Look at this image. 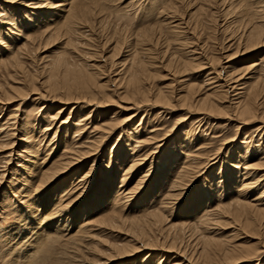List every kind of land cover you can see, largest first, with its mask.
<instances>
[{
    "label": "rangeland",
    "instance_id": "374dc122",
    "mask_svg": "<svg viewBox=\"0 0 264 264\" xmlns=\"http://www.w3.org/2000/svg\"><path fill=\"white\" fill-rule=\"evenodd\" d=\"M191 1L176 0L179 11H175L173 14L177 16L170 20L167 17L171 16V13L163 9L169 6L170 1H167V4L166 0H96L95 3L99 4L103 11L96 17L95 27L85 23L81 26L76 24L69 34H66L69 29L66 24L67 13L63 19H58V22L61 20L58 23L54 20L56 15L51 14L52 11H57L56 9L47 6L36 8L41 5V0H9L2 4L0 95L2 96V87L23 85V90L28 92L26 84L20 83L23 73L20 72V75L16 68V59L22 63L26 73H33L32 76L36 77L38 86L46 96L35 92L27 96L22 95L20 99L8 105L0 103L2 121L9 115L11 121H15L18 127L22 128L17 140L15 138L14 149L18 153L13 156L7 167H4L7 168L6 174L0 182V264H101V260L105 259L103 256L111 251L114 245L131 242V225L153 219L151 214L159 208L164 211L162 225L173 230V234L176 233L182 242L179 252L186 250V257H191L195 252V259L191 262L205 264V255L212 254L210 258H213L216 244L220 245L221 242L224 248L238 245L241 253L249 254L247 261L238 264H264V215L260 216L261 224L258 222L249 225L244 216L239 217L234 212L238 206L234 200L241 198L259 203L261 213L264 214V175L253 188L243 191L241 187L243 180L247 178L242 175L245 169L255 170L259 175L264 174V117L260 114L264 111V42L257 44L258 47H249L246 39H239L243 31L252 25L249 13L257 10L256 6L264 5V2L258 5L259 0H213L211 3L206 2L204 6L205 0ZM78 6L81 7V4ZM201 6L205 8L202 9ZM173 20L177 21L170 23ZM47 23L50 25L45 26ZM178 23L180 25L176 26ZM147 29L153 30L149 35L153 39L145 36L142 42L140 31ZM85 41L89 44L84 43ZM146 47L147 50L142 52ZM136 48L142 49L140 52L143 55L140 52L136 54ZM97 51L95 56H90ZM177 57L184 58V61ZM134 62H137V66L138 63L144 62L149 67L145 66L147 81L140 79L137 83L142 88L141 93H135L134 85L126 86L127 81L121 84V79L127 80L131 71L133 73L137 68ZM79 63L86 68L87 63H91L92 66L89 67L92 69L98 65L96 70L100 73V88L97 89L98 93L95 90L94 94L98 101L106 99L108 103L99 108L98 112L90 113L92 107L90 108L89 104L86 106L85 101L80 102L82 107L80 106L79 110L84 112V117L89 113L90 118L87 116L85 121H80L81 123L73 125L74 128L71 129L62 125L58 129L59 122L48 136L45 134L47 131H44L45 126L52 122L54 112L62 107V103L59 100L54 101L52 95L68 91L75 94L74 90L78 92L80 88L75 89L79 87L76 84V72L70 71V68L76 70L75 66L79 68ZM65 64L70 65V68L67 69ZM100 64H103V68ZM129 65L133 68L130 66V69ZM217 71L228 84L220 91L214 87L216 79L213 77L217 75ZM231 72L240 75L241 81L238 79V82L232 84L230 79L227 80ZM241 82L243 85L240 86L244 87L248 83L243 90L247 93L242 94L239 99H234L235 89L233 91L230 88ZM248 87L251 91L246 89ZM224 89L228 90V94L222 92ZM155 90L170 93L168 104L148 101L154 97ZM209 94L218 102L217 105H220L212 112L199 109L196 104L192 107L183 104L185 99L196 103L198 99ZM244 98L245 101H255V115H242L236 110L234 102L244 101ZM67 115L68 111L64 116ZM54 131L58 132L56 137ZM105 131L108 132L104 133ZM5 135L6 130L0 129V142H4L0 147L14 141L12 137L6 139ZM151 137L156 139L150 142ZM161 138L163 143H159L161 145L156 149ZM97 139H102L103 142L97 143L99 151L95 152L96 147L93 148L94 151L89 145L97 142ZM189 142L193 144V148H190L192 151L202 146L199 151L206 155L198 160L202 164L197 172H194L196 176L189 175L186 179L188 184L180 185L179 189L173 188L177 187L175 180H180L179 171L186 158V145L190 144ZM84 146L92 149L91 153L94 154L89 153L90 156L79 158L80 161L72 159V156L76 155L74 150L83 149V152ZM2 147L0 170L6 165L9 153V147ZM206 156H210V160ZM133 157L143 161L131 171L128 167L134 162ZM70 158L77 163L69 170H64ZM230 163L236 165L230 166ZM92 167L95 169L93 180L87 184V180H84L81 185L82 175ZM151 167L152 172L149 170ZM141 174L146 176L142 184L138 185ZM105 178L108 183L102 181ZM254 180L252 176L248 177V181ZM135 188L139 189L136 191ZM115 190H119L117 198L111 199ZM130 190L135 191L134 196L130 195ZM172 190L175 193L180 191V195H169L175 194ZM101 191L106 192V196H102ZM255 198L257 200H254ZM221 201L230 205L225 210L218 211L217 206ZM53 205L57 206L52 208ZM61 209L68 212L66 216L74 217L68 228L65 226L67 221L60 217ZM80 224L81 228H86L89 233L81 236L82 240L76 244L73 236L74 233H79L77 229ZM15 229H20L17 237L16 233H12L17 232ZM154 252L153 258L149 256ZM163 252L171 257L177 255L165 249L162 251L146 248L127 259L108 260L107 264H156L158 255ZM201 253L205 258L197 260L196 256ZM169 261L170 259H167L162 264ZM214 261L215 264L221 263Z\"/></svg>",
    "mask_w": 264,
    "mask_h": 264
},
{
    "label": "bare ground",
    "instance_id": "6f19581e",
    "mask_svg": "<svg viewBox=\"0 0 264 264\" xmlns=\"http://www.w3.org/2000/svg\"><path fill=\"white\" fill-rule=\"evenodd\" d=\"M0 1H2L1 3H0V7L2 6V4H4L5 3V1H8L9 2V0H0ZM12 1H14V0H12ZM96 1V0H95ZM95 1L94 0H41V2L39 3V4H41L40 6H36V8H38V7H41V6H47V7H51V8H53V9H56L57 11H52V13L51 14H54V15H56V17H55V19L54 20H56L57 22H58V19L59 18H64L65 17V15H66V13H67V16H66V18H68V21H67V25L69 26V29L66 31V34H69V31H71L72 30V27H75L76 26V24H80L79 26H81V24L83 25L84 23L85 24H90V26L91 27H95V19H96V17H98L99 16V14L101 13V11H103L100 7L101 6H99V4H96L95 3ZM165 1V0H164ZM167 1H170L169 3V6L165 9V8H163L164 9V11H169L170 13H171V16L169 15L167 18L168 19H170V20H172V18L174 19L177 15L175 14H173L175 11H179L178 10V4H177V2H175V1H173V0H166V2ZM178 1V0H177ZM193 1V0H192ZM191 1V2H192ZM196 1V0H195ZM195 1H193V2H195ZM213 0H205V3L202 1V3H204L203 5L205 6L207 3L206 2H209V3H211ZM220 1V0H219ZM223 2H224V0H222ZM253 1H255V0H253ZM16 2V1H15ZM90 2V3H89ZM97 2H98V0H97ZM181 2V1H180ZM214 2H215V0H214ZM261 2H264V0H259L257 3H258V5H259V3H261ZM201 3V2H200ZM81 4V7L80 6H78V5H80ZM96 4V5H95ZM167 4H168V2H167ZM180 4V3H179ZM194 4V3H193ZM213 4V3H212ZM216 4H217V1H216ZM215 4V5H216ZM255 4V3H254ZM95 5V6H94ZM181 5H182V3H181ZM192 5V4H191ZM202 5V4H201ZM255 5H257V4H255ZM77 6V7H76ZM204 6H201V8L202 9H204L205 7ZM81 8L80 10L79 9H77V8ZM204 7V8H203ZM257 8V10H254L253 11V13H249V14H251V17H249L250 18V22H251V26L246 30V31H243V34L240 36V38L239 39H241V38H243V39H246L247 40V44L249 45V47L250 46H254V45H256L257 46V44H259L260 42H264V5H262L261 4V6H256ZM180 8H181V6H180ZM255 8V7H254ZM200 9V8H199ZM105 10V9H104ZM172 10V11H171ZM203 11V10H202ZM180 12H181V10H180ZM201 13V12H200ZM26 14V13H25ZM169 14V13H168ZM173 14V15H172ZM197 14V13H196ZM167 15V14H166ZM247 15V14H246ZM27 16V15H26ZM199 16V15H198ZM248 17V16H247ZM246 17V18H247ZM209 18V17H208ZM227 18V17H226ZM246 18H244V19H246ZM180 19V18H179ZM196 19V18H195ZM200 19V18H199ZM61 21V20H60ZM59 21V22H60ZM98 21V20H97ZM163 21H165V20H163ZM168 21V20H167ZM175 21H177V20H173V21H170V23L171 22H175ZM185 21V20H184ZM201 21V20H200ZM248 21H249V19H248ZM58 22V23H59ZM104 22V21H103ZM187 22V21H186ZM207 22V21H206ZM54 23V22H53ZM53 23H51V24H53ZM161 23V22H160ZM180 23H183V22H180ZM180 23H178V24H176V26L177 25H180ZM199 23V22H198ZM209 23V22H208ZM246 23H248V22H246ZM7 24V23H6ZM17 25V24H16ZM48 25H50V23H47V25H45V26H48ZM64 25H65V23H64ZM197 25H199V24H197ZM200 25H201V23H200ZM208 25V24H207ZM57 26H58V24H57ZM56 26V27H57ZM175 26V27H176ZM85 27V26H84ZM89 27V26H88ZM55 28V27H54ZM62 28H63V26H62ZM67 28V27H66ZM155 28V27H154ZM159 28V27H158ZM157 28V29H158ZM168 28V27H167ZM178 28V27H177ZM184 28V27H183ZM193 29H194V27H192ZM17 29H19V28H17ZM92 29V28H91ZM157 29H156V31H157ZM160 29H162V27H160ZM159 29V30H160ZM181 29V28H180ZM192 29V30H193ZM196 29V28H195ZM75 30H77L76 28H75ZM163 30V29H162ZM189 30V29H188ZM8 31H10V30H8ZM22 31V30H21ZM65 31V30H64ZM73 31V30H72ZM152 29H147V30H144V31H140L141 33L139 34V36H140V41H142V42H144V40H142V39H144V37L145 36H147V37H145V38H148L149 37V35L152 33ZM12 32H14V30L12 31ZM75 32V31H74ZM164 32H166V31H164ZM193 32V31H192ZM191 32V33H192ZM81 33V32H80ZM115 33V32H114ZM117 33V32H116ZM155 33V32H154ZM163 33V32H162ZM22 34H23V31H22ZM66 34H65V37H66ZM156 34V33H155ZM159 34H160V32H159ZM158 34V35H159ZM167 34V33H166ZM194 34V33H193ZM21 35V34H20ZM74 35V34H73ZM83 35V34H82ZM113 35H115V34H113ZM138 35V34H137ZM85 36V35H84ZM200 36V35H199ZM1 37V36H0ZM81 37V36H80ZM89 37V36H88ZM111 37V36H110ZM201 37V36H200ZM75 38V37H74ZM82 39H83V37H81ZM137 38H138V36H137ZM152 39H153V37H151ZM150 37H149V39H151ZM156 38V37H155ZM86 39V38H85ZM88 39H90V38H88ZM93 39H95V38H93ZM110 39V38H109ZM157 39V38H156ZM155 39V40H156ZM173 39V38H172ZM79 40V39H78ZM96 40V39H95ZM234 40V39H233ZM77 41V40H76ZM82 41V40H81ZM120 41V40H119ZM139 41V42H140ZM149 41V40H148ZM158 41V40H157ZM240 41H242V40H240ZM145 42H146V40H145ZM154 42V41H153ZM236 42V41H235ZM72 43V42H71ZM82 43H83V41H82ZM84 43H86L87 45L89 44V43H87L86 41L84 42ZM93 43V42H92ZM136 43H137V40H136ZM204 43V42H203ZM105 45V44H104ZM117 45V44H116ZM260 45V44H259ZM90 46V45H89ZM118 46V45H117ZM146 46V45H145ZM150 46V45H149ZM255 46V47H256ZM91 47V46H90ZM136 47V46H135ZM200 47V46H199ZM251 47V48H252ZM258 47V46H257ZM103 48V47H102ZM138 49H140V47H137ZM136 48V49H137ZM145 48V47H144ZM197 48V47H196ZM251 48H249V49H251ZM137 49V50H138ZM136 50V51H137ZM142 50V49H141ZM141 50H138V52H136V54L137 53H139ZM144 50H147V47H146V49H143L142 50V52L144 51ZM178 50V49H177ZM148 51H149V49H148ZM196 51V50H195ZM98 53V51L97 52H93V53H89L90 54V56H95L96 54ZM117 53V52H116ZM141 53V52H140ZM200 53V52H199ZM17 54V53H16ZM135 54V55H136ZM142 54V53H141ZM146 54H148V53H146ZM179 54V53H178ZM201 54V53H200ZM18 55V54H17ZM139 55V54H138ZM143 55V54H142ZM177 55V54H176ZM199 55V54H198ZM144 56H145V54H144ZM172 56V55H171ZM16 57V56H15ZM18 57V56H17ZM133 57H135V56H133ZM182 57H184V56H182ZM195 57V56H194ZM198 57H200V56H198ZM136 58V57H135ZM135 58H133V59H135ZM179 57H177V59H178ZM19 59V58H18ZM144 59V58H143ZM171 59V58H170ZM182 59V58H181ZM180 58H179V60H181ZM184 59V58H183ZM182 59V60H183ZM219 59V58H218ZM138 59H135V61H137ZM141 61H142V59H140ZM145 60V59H144ZM143 60V61H144ZM186 60V59H185ZM194 60V59H193ZM199 60V59H198ZM213 61H214V59H212ZM220 60V59H219ZM14 61V60H13ZM104 61V60H103ZM139 61V60H138ZM137 61V62H138ZM173 61V60H172ZM184 61V60H183ZM218 61V60H217ZM105 62V61H104ZM137 62L134 64V65H136L137 66ZM187 62V61H186ZM146 63H147V61H146ZM145 63V64H146ZM150 62L148 61V64H149ZM152 63V62H151ZM172 63V62H171ZM182 63V62H181ZM22 64V63H21ZM21 64L18 62V60H16L15 59V66H16V68L19 70V73L21 72V73H23V79H21L22 81H20V83L21 84H26L25 85V88H27L28 89V92L27 91H24L23 89H24V86L22 85L21 87H16V86H12V87H2L3 89H2V96L0 95V103H4L5 105L7 104H10V103H13V101H17L18 100V98L20 97V96H22V95H25L26 94V96H27V94H34L35 92L36 93H39L40 95H44V94H46V93H44V91L41 89V87L40 86H38V81L36 80V77L35 76H32L33 75V73L30 75V74H28V73H26L27 71H24V68H23V66H21ZM91 64V63H90ZM90 64H88L87 63V68H86V66H84V65H82V64H80L79 63V68H77V66H75V68H76V70H71V68H70V65H67V64H65L68 68L67 69H69L70 68V71H74V72H76V84L77 85H79V87L78 88H76L75 87V89H79L78 90V92H76V90H74L75 91V94L71 91V92H69L68 90V92H63V94H56V95H52V97H53V100L55 101H57V100H59V102H61L62 103V107L56 112H54L55 113V115H53L51 118H52V122H49L48 124H46V126H45V130L44 131H47V132H45V134H48V136L52 133V131L51 130H53V128H54V126L57 124V123H59L60 122V125H59V127H58V129L61 127V125L62 126H67V128L68 129H71V128H74V126L73 125H75V124H78V123H81L83 120L85 121L86 120V117L89 115V113H88V115L86 116V117H84V112L83 111H80L79 109V107L82 105H80L79 103L80 102H86L87 103V105H86V103H85V105L86 106H88V104H89V107L91 108L92 107V110H91V112L90 113H92L93 111H95V112H98V110H99V108H102V107H104L107 103H108V101L106 100V99H103L104 101H102L101 99H100V101H98L97 100V96H95V90H96V92H97V89L98 88H100V85H99V82L100 81H98V75L100 74L99 73V70H96V68H97V66L95 67V69H92V67H89V66H92V65H90ZM104 64H106V63H104ZM139 65L137 66V68L136 69H134V72L132 73V71H131V74L128 76L129 78L127 79V80H123V78L121 79V84L123 83V82H126L127 84H126V86H131V85H134V91H135V93L137 92V93H141L142 92V88H140V85L139 84H137V83H139L140 82V79H146V76H147V68H149V67H147L145 64H144V62H140V63H138ZM183 64V63H182ZM188 64H189V62H188ZM61 65V64H60ZM78 65V64H77ZM95 65H96V63H95ZM102 65L103 64H100V66L102 67ZM112 65V64H111ZM110 65V66H111ZM125 65V64H124ZM56 66V65H55ZM58 66V65H57ZM130 66L131 65H129V68H130ZM145 66L147 67V68H145ZM149 66V65H148ZM90 69H89V68ZM124 67V66H123ZM128 67V66H127ZM132 67V66H131ZM165 67V66H164ZM183 67V66H182ZM210 67V66H209ZM223 67V66H222ZM93 68H94V66H93ZM103 68V67H102ZM107 68V67H106ZM133 68V67H132ZM220 68V67H219ZM98 69V68H97ZM131 69V68H130ZM44 70V69H43ZM66 70V69H65ZM65 70H64V72H65ZM91 70H93V71H91ZM95 70V71H94ZM104 70V69H103ZM215 70H217V69H215ZM222 70V69H221ZM225 70V69H224ZM16 71V70H15ZM67 72H68V70H66ZM96 71H98V72H96ZM128 71V70H127ZM149 71V70H148ZM211 71H213V69H211ZM32 72V71H31ZM225 72H226V70H225ZM225 72H224V74H225ZM228 72V71H227ZM226 72V73H227ZM21 73H20V75H21ZM69 73V72H68ZM120 73V72H119ZM130 73V72H129ZM152 73V72H151ZM214 73V72H213ZM34 74H36L35 72H34ZM59 74V73H58ZM70 74V73H69ZM75 74V73H74ZM253 74V73H252ZM61 75V74H60ZM144 75V76H143ZM222 74H218V71H217V75L215 76V77H213L214 79H216V83H215V89H217L218 91H220L221 89H222V87L224 88V87H226L228 84H226V80L221 76ZM228 75V74H227ZM226 75V76H227ZM241 75H243V74H241ZM64 76V75H63ZM119 76V75H118ZM143 76V77H142ZM224 76V75H223ZM228 76H229V78H228ZM227 76V80H231V83L233 82H238V79L240 80L241 79V76L240 75H236L235 74V72H231V73H229V75ZM246 76V75H245ZM256 76V75H255ZM65 77V76H64ZM63 77V78H64ZM73 77V76H72ZM71 77V78H72ZM142 77V78H141ZM224 79V81L222 80V78ZM236 77H238V78H236ZM252 77V76H251ZM118 78V77H117ZM125 78V77H124ZM148 78V77H147ZM210 78V77H209ZM226 78V77H225ZM253 78V77H252ZM256 78V77H255ZM259 78V77H258ZM119 79V78H118ZM262 79V78H261ZM49 80V79H48ZM51 80V79H50ZM70 80V79H69ZM109 80V79H108ZM117 79H115V81H116ZM71 81V80H70ZM119 81H120V79H119ZM145 81H147V80H145ZM241 81V80H240ZM263 81V80H262ZM230 82V81H229ZM255 82H256V80H255ZM17 83V82H16ZM44 83V82H43ZM48 83V82H47ZM52 83V82H51ZM110 83V82H109ZM232 83V84H233ZM257 83V82H256ZM50 84V83H49ZM48 84V85H49ZM56 84V83H55ZM111 84V83H110ZM109 84V85H110ZM118 84V83H117ZM125 84V83H124ZM237 84V83H236ZM19 85V84H18ZM112 85V84H111ZM230 85V84H229ZM240 85H243V83L241 82V83H239V84H237V85H233V86H231V90H233L234 91V89H235V95H234V97H236V98H234V99H239L241 96H242V94H244L245 92H243V90H245V87L246 86H248V83L246 84V86L244 87V86H240ZM257 85V84H256ZM261 85V84H260ZM116 86V85H115ZM118 86V85H117ZM253 86H254V84H253ZM253 86H251V87H253ZM258 86V85H257ZM263 86V85H262ZM192 87V86H191ZM230 87V86H229ZM64 88H65V86H64ZM73 88V87H72ZM123 88V87H122ZM250 87H248V88H246V89H249ZM118 89V88H117ZM150 89V88H149ZM188 89V88H187ZM254 89V88H253ZM65 90V89H64ZM105 90V89H104ZM153 90V89H152ZM157 90V89H156ZM153 91V92H155L154 93V97H152V98H149L148 99V101L149 100H154L153 102H162V103H167L168 104V102L170 101V96H169V94L167 93V92H164L163 90H158V91ZM250 90V89H249ZM251 91V90H250ZM262 91V90H261ZM50 92H52V91H50ZM214 92H216V90H214ZM213 92V93H214ZM222 92H224V93H227L228 92V90L226 89H224V91H222ZM58 93V92H57ZM98 93V92H97ZM145 93V92H144ZM151 93V92H150ZM149 93V94H150ZM207 93V92H206ZM232 93V92H231ZM247 93V92H246ZM53 94V93H52ZM101 94V93H100ZM107 94V93H106ZM109 94V93H108ZM215 94V93H214ZM220 94V93H219ZM221 94H223V93H221ZM228 94V93H227ZM109 95H112V94H109ZM108 95V96H109ZM124 95H125V93H124ZM146 95V94H145ZM182 95V94H181ZM191 95V94H190ZM206 95V94H205ZM230 95H232V94H230ZM239 95V96H238ZM258 95V94H257ZM41 96V97H42ZM44 96H46V95H44ZM47 96H49V95H47ZM107 96V95H106ZM107 96V97H108ZM173 96V95H172ZM196 96V95H195ZM212 95L211 94H209V95H207L206 97H204V98H200V99H198L197 100V102L196 103H191L190 101H188V100H186L184 97H183V99H185V100H183V104H185V105H189V106H194V104H196L198 107H199V109H206V111L208 112L209 110L212 112V111H214V110H216V107H219L220 105H217L218 104V102L215 100V99H212V97H211ZM215 96V95H214ZM218 96V95H217ZM251 96V98H252V94L250 95ZM256 96V95H255ZM254 96V97H255ZM260 96H261V93H260ZM31 97V96H30ZM50 97V96H49ZM110 97V96H109ZM146 97L148 98L149 96H147L146 95ZM232 97V96H231ZM258 97V96H257ZM23 98V97H22ZM21 98V99H22ZM29 98V97H28ZM45 98V97H44ZM51 98V97H50ZM133 98V97H132ZM147 98H145V100L147 99ZM222 98V97H221ZM20 99V98H19ZM48 99V98H47ZM52 99V98H51ZM233 99V100H234ZM43 100V99H42ZM49 100V99H48ZM177 100H178V97H177ZM232 100V99H231ZM251 100V99H250ZM250 100H248V101H245V98H244V101H242V100H240V101H237V102H234L235 103V107L237 108L236 110H239L240 111V114H242V115H244V114H254V110H255V108H254V104H255V101L254 102H252V101H250ZM23 100H21V102H22ZM52 101V100H51ZM132 102V101H131ZM144 102V101H143ZM23 103V102H22ZM21 103V104H22ZM73 103L75 104V105H73ZM127 103H129V102H127ZM137 104H138V102H136ZM140 103V102H139ZM142 103V102H141ZM145 103V102H144ZM110 104V103H109ZM155 104V103H154ZM170 104V103H169ZM182 104V103H181ZM19 105V104H18ZM44 105V104H43ZM73 105V106H72ZM134 105L135 104H133V107H134ZM129 106V105H128ZM21 107V106H20ZM19 107V108H20ZM82 107V106H81ZM124 107V106H123ZM130 108V107H129ZM137 108V107H136ZM127 109V108H126ZM132 109V108H131ZM135 109V108H134ZM70 110V111H69ZM83 110V109H82ZM125 110V109H124ZM18 111V110H17ZM68 111V115L67 116H64L65 114H66V112ZM138 111V110H137ZM189 111V110H188ZM199 111V110H198ZM220 111V110H219ZM256 111V110H255ZM86 113V112H85ZM86 113V114H87ZM200 113V112H199ZM224 113V112H223ZM50 114H53V113H50ZM207 114V113H206ZM234 114V113H233ZM237 114V113H236ZM236 114H234V115H236ZM261 116L262 117H264V111H262L261 113ZM259 114V115H260ZM91 115V114H90ZM129 115V114H128ZM134 115V114H133ZM136 115V114H135ZM229 115V114H228ZM241 115V116H242ZM255 115V114H254ZM258 115V114H257ZM256 115V116H257ZM9 116V115H8ZM7 116V119H5L4 120V122L2 121V119H3V117L1 116V114H0V129L1 130H3L4 129V131L6 130V135L4 136L6 139H8V138H14V139H12V140H14V141H10V142H7V141H9V140H7L6 142H7V144H4L5 146L4 147H2V145H1V147L2 148H4V149H7L8 147H9V153H8V159H7V161H6V165H4V166H2V168H3V170L1 169L0 170V182H1V180H3V178L5 177V174H6V170H7V168H4V167H7V165H8V163L13 159V156L14 155H16L17 153H18V151H15V149H14V145L16 144V141H15V138H16V140H17V135H18V133L19 132H22L21 131V129H20V127H18V125L15 123V121H11V117L9 118ZM132 116V115H131ZM255 116V117H256ZM16 117V116H15ZM84 117V118H83ZM130 117V116H129ZM49 118V117H48ZM90 117L88 116V119H89ZM133 118V117H132ZM204 119V118H203ZM202 119V120H203ZM244 119V118H243ZM73 120H75V121H73ZM125 120H126V117H125ZM127 120H128V118H127ZM184 120V119H183ZM81 121V122H80ZM121 121V120H120ZM122 121H124V119L122 120ZM121 121V122H122ZM182 121V120H181ZM109 122V121H108ZM120 122V123H121ZM126 122V121H125ZM245 122H247V121H245ZM110 123V122H109ZM117 123V122H116ZM140 123V122H139ZM179 123V122H178ZM105 124H107V123H105ZM114 124H115V122H114ZM244 124V123H243ZM264 124V123H263ZM123 125V124H122ZM1 126H6V128H2ZM57 126V125H56ZM76 126V125H75ZM110 126L111 125H109V128H110ZM117 126V125H116ZM115 126V127H116ZM240 126V125H239ZM108 127V126H107ZM155 127V126H154ZM237 127V126H236ZM26 128V127H25ZM58 129H57V131H58ZM66 129V128H65ZM105 129V128H104ZM112 129H114V128H112ZM111 129V130H112ZM157 129V128H156ZM105 130H108V128H106ZM158 130V129H157ZM238 130V129H237ZM55 132L54 131V133H55V136L54 137H56V133H58V132ZM67 131H69V130H67ZM78 131V130H77ZM109 131V130H108ZM108 131H105L104 133H106V132H108ZM137 131V130H136ZM152 131V130H151ZM23 132H25V131H23ZM82 132V131H81ZM109 132H112V131H109ZM158 132V131H157ZM237 132V131H236ZM2 133V132H1ZM4 133V132H3ZM25 135V137H24V139H26V133H24ZM76 134V133H75ZM75 134H73V137L75 136ZM102 135V134H101ZM105 135V134H104ZM2 136V135H1ZM100 136V135H99ZM106 136V135H105ZM103 137V136H102ZM156 137H159V136H156ZM156 137L154 138V137H151L150 139H149V141L151 142V141H154V139H156ZM164 137V136H163ZM167 137V136H166ZM2 138V137H1ZM0 138V139H1ZM4 138V139H5ZM28 138V137H27ZM101 138V137H100ZM73 139V138H72ZM76 140V139H75ZM123 140V139H122ZM147 140V139H146ZM143 141V140H142ZM141 141V142H142ZM155 141H158V140H155ZM161 141H163V139L161 138V139H159V141H158V144L159 143H161ZM241 141V140H240ZM102 143L103 142V140L101 139L100 141H98V139H97V142H95L94 141V143H91V145H89L90 146V148H95L96 147V149H97V143ZM243 142V141H242ZM2 142H0V144H1ZM4 143V142H3ZM2 143V144H3ZM147 143H149V142H147ZM157 143V142H156ZM163 143V142H162ZM161 143V144H162ZM190 144H187L186 146H188V149H187V153H186V158H185V160H184V163L182 164V166H181V169H180V171H179V177H180V180H178V179H176L175 180V182H174V184L175 185H177V187H173V188H177V189H179L178 187H180V185H182V184H185V183H187L188 184V182H186V179H187V177L189 178V175H191V174H193V175H195L194 174V172H197L196 170H198V168H200V164H202L200 161L198 162V160L200 159V158H202V157H204V155H206L205 153H203V152H201V151H199V150H201L202 149V146H199V147H197V149L196 150H191L190 148H193V144H191V142H189ZM144 144V143H143ZM161 144H159L158 146H156V149L157 148H159V146L161 145ZM11 145V146H10ZM74 145V144H73ZM80 146H81V143H80ZM82 146H83V143H82ZM99 146H100V144H99ZM1 147H0V149H1ZM73 147V146H72ZM101 147V146H100ZM71 150H72V148L71 147H69ZM75 148V147H74ZM81 148V147H80ZM84 148H85V146H84ZM88 148V147H87ZM85 148L84 149V151L82 152V150H74V152L76 153V155L75 156H77V157H75V156H72V159H76V160H78L79 158H83V157H88V156H90L89 155V153H91L93 150L95 151V149H91L90 150V148ZM86 149H87V151H86ZM99 149V148H98ZM96 150L95 152H98L99 150ZM69 150V149H68ZM23 151V150H22ZM156 151V150H155ZM69 152H70V150H69ZM220 152V151H219ZM112 153V152H111ZM152 153V152H151ZM6 154V153H5ZM91 154H94V153H91ZM219 154V153H218ZM217 154V155H218ZM74 155V154H73ZM88 155V156H87ZM209 155V154H208ZM6 156V155H5ZM120 156V155H119ZM211 156V155H210ZM207 157V159L208 158H211V157ZM218 157V156H217ZM216 157V158H217ZM264 158V157H263ZM71 159V158H70ZM69 160V161H67V165L66 166H64L65 167V169L64 170H66V168L69 170L70 168H72L77 162H75V161H73V160ZM132 159H134V157L132 158ZM206 159V160H207ZM111 160V159H110ZM109 160V161H110ZM208 160H210V159H208ZM207 160V161H208ZM78 161H80V160H78ZM141 161H143V160H141ZM141 161L140 160H138L137 158L136 159H134V162L133 163H131V165L128 167L131 171H132V169H134V168H136L138 165H140L141 164ZM132 162V161H131ZM152 162V161H151ZM63 163V162H62ZM209 163V162H208ZM261 163H263V162H261ZM235 164V163H234ZM234 164L233 163H230V166H234ZM264 164V163H263ZM106 166H107V164H105ZM236 165V164H235ZM202 166V165H201ZM238 166V165H237ZM261 166V165H260ZM63 167V168H64ZM0 168H1V166H0ZM94 167H92V169L90 168V170L88 171V172H86L84 175H82V177H81V179H80V181H82L81 182V185L83 184V182H85L84 180H87L86 182H85V184H87V183H89L91 180H93V178H94V170L95 169H93ZM150 168V167H149ZM236 168V167H235ZM256 169H258V168H256ZM261 169V168H260ZM264 169V168H263ZM128 170V169H127ZM151 172H152V167H151V169H149ZM259 170V169H258ZM129 171V170H128ZM127 172V171H126ZM148 172V171H147ZM147 172H146V174H147ZM257 171H252L251 169L249 170L248 168L247 169H245V172H243L242 173V175L244 176V177H247V178H245L244 180H243V183H242V185H241V187H242V189H243V191H246V190H249V189H251V188H253L254 187V185L256 184L257 185V183H259L261 180V176H263L264 174H261V175H259L258 173H256ZM59 173L60 172H58L57 174L59 175ZM142 173H144V172H142ZM254 173H256V175H254ZM142 175V174H141ZM192 175V176H193ZM145 174H143L141 177H140V179H139V183H137L138 185H141L142 184V181L144 180V178H145ZM177 176V175H176ZM192 176L190 177V178H192ZM196 176V175H195ZM194 176V177H195ZM249 176H252L253 177V179H255L254 181H248V177ZM179 177H177V178H179ZM176 178V177H175ZM264 178V177H263ZM107 178H105V179H103L102 181L104 182V183H108L109 181L108 180H106ZM141 181V182H140ZM192 181V180H191ZM80 183V182H79ZM84 184V185H85ZM40 185V187H41V184H39ZM77 185V184H76ZM80 185V184H79ZM123 186V185H122ZM173 186V185H172ZM183 186V185H182ZM39 187V186H38ZM39 187V188H40ZM81 187V186H80ZM86 187H87V185H86ZM66 189V188H65ZM77 189V188H76ZM75 189V190H76ZM136 189H139V188H135V190ZM177 189H175V190H177ZM64 190V189H63ZM171 190V189H170ZM74 191V190H73ZM118 191L119 190H115V192H114V195L113 196H111V199H116L117 198V195H118ZM133 191V192H132ZM137 191V190H136ZM64 192V191H63ZM131 192V193H130ZM134 190H130L129 191V193H130V195L132 194L133 196H134ZM172 192H174L173 190H172ZM127 194H128V191L126 192ZM175 193V192H174ZM180 193V191H178V193H175V194H169V195H175V196H178V195H180L179 194ZM263 193V192H262ZM261 193V194H262ZM63 194V193H62ZM127 194H126V196H127ZM101 195L102 196H106V192H102L101 191ZM125 196V197H126ZM129 198V197H128ZM130 199H131V197H130ZM75 200V199H74ZM126 200V199H125ZM127 200H129V199H127ZM254 200H257V198H255ZM167 201H169L170 202V200H167ZM234 201H236V202H234V203H236L238 206H237V209H235V211L234 212H236V214H237V216H239V217H241V216H244V218H245V221H246V223L247 224H249V225H253V224H257L258 222H260V216H262L263 217V213H261V207L259 206V203H254V202H252V201H246V200H244V199H241V198H239V199H236V200H234ZM155 203V202H154ZM172 203V202H171ZM71 204V203H70ZM69 204V205H70ZM156 204V203H155ZM168 204V203H167ZM30 205H31V203H30ZM33 205V204H32ZM55 205V204H54ZM53 205V207L52 208H55L56 206H54ZM72 205V204H71ZM163 206H165L164 205V203L162 204ZM168 205H170V204H168ZM228 205H230L229 203L228 204H225V203H223L222 201H221V203H218V208H217V210L218 211H220V210H225L226 208H228L229 206ZM158 206V205H157ZM156 206V207H157ZM162 206V207H163ZM155 207V208H156ZM64 208V207H63ZM67 209V208H66ZM65 208H64V210H66ZM150 209H152V208H150ZM64 210L63 209H61V215H60V217H61V219H65L67 222L65 223V226H67V228L72 224L71 222L74 220V217H72V216H70L69 217V215L68 216H66V214L68 213H66V212H64ZM68 210V209H67ZM54 211V210H53ZM163 210H161V208H159V209H157L155 212H153L151 215L153 216V219H151V220H142V221H138L136 224H135V226L133 225H131V232L133 233V238L131 239V242L130 243H128V244H117V245H114L113 246V248H111V251H109V252H107V254L105 255V256H103V258H105L104 260H101V264H107V261L109 260H117V259H127L130 255H133V254H135L136 252H138L139 250H141V249H146V248H148L149 250L151 249V250H164L165 249V251H167V252H174L175 254H177V255H173L172 257L168 254V253H165V252H163L162 254H159L158 255V257H157V259H156V261H155V263L156 264H162L163 263V261H166L167 259H170V261L168 262L169 264H195L194 262H191L192 261V259L194 258V253L195 252H193V254H192V256L191 257H186V250L183 252V253H180L179 252V250L181 249V247H182V245H181V241H180V239H179V237H178V235L175 233V234H173V230H171V229H169V228H165L166 226H164V225H162V223H163V221H164V216H163ZM53 214V213H52ZM73 215H75V213H72ZM200 215V214H199ZM209 215V214H208ZM207 215V216H208ZM251 215V217H249ZM211 216V215H210ZM209 217V216H208ZM211 218V217H210ZM206 219H208V218H206ZM203 220V219H202ZM88 223V222H87ZM258 224H261V222L260 223H258ZM23 227H24V225H23ZM64 227V226H63ZM82 227V225L80 224L79 226H78V231L77 232H79V233H74V236H73V239H76L75 240V243L77 244V242L78 241H81L82 239H81V236H85V235H87V233H89V230H85L86 228H81ZM25 228V227H24ZM59 228V227H58ZM15 230H17V232L16 231H13L12 233H16V235H15V237H17V235H19V233H20V229H15ZM69 230V229H68ZM170 230V231H169ZM57 231V233L59 232V233H61V231L60 230H56ZM47 232V231H46ZM42 233V232H41ZM48 233V232H47ZM66 233V232H65ZM49 234V233H48ZM51 234V233H50ZM48 236H50V235H48ZM47 236V237H48ZM181 236V235H180ZM15 237L13 238L14 240H15ZM53 238V237H52ZM27 239V238H26ZM33 239V238H32ZM49 239V238H48ZM222 244H224L223 242H222ZM226 244V243H225ZM224 244V245H225ZM220 245H221V242H220ZM220 245H218V244H216V252L214 253V257L213 258H210L211 256H212V254H206L205 256H206V259H205V261H204V263L205 264H215V261L214 260H217V261H219V262H221L220 264H222V263H224V264H238V263H241L242 261H247L248 260V256H249V254L247 253V254H243V253H241L240 252V249H238L237 247H238V245H237V247H223L222 245L220 246ZM236 246V245H235ZM220 247V249H218ZM240 247V246H239ZM75 248V247H74ZM79 249V248H78ZM77 249V250H78ZM75 251H76V248L74 249ZM80 250V249H79ZM188 250V249H187ZM36 252V251H35ZM151 252V251H150ZM240 252V253H239ZM262 252V251H261ZM73 253V252H72ZM76 253V252H75ZM148 253V252H147ZM146 253V254H147ZM33 254V253H32ZM261 254V253H260ZM149 255V254H148ZM147 255V256H148ZM153 255H155V252L154 253H150V255L149 256H153ZM191 255V254H190ZM146 256V255H145ZM196 256V255H195ZM204 255H202V253L200 254V255H197L196 256V259L197 260H200V258L202 257V258H205V257H203ZM73 257V256H72ZM75 257H77V256H75ZM150 257V258H151ZM153 258V257H152ZM195 259V258H194ZM77 260V259H76ZM75 260V261H76ZM148 260V259H147ZM145 262V261H144ZM207 262V263H206ZM168 263H166V264H168ZM144 264V263H143ZM146 264H150V263H146ZM153 264V263H152ZM165 264V263H164ZM203 264V263H202Z\"/></svg>",
    "mask_w": 264,
    "mask_h": 264
}]
</instances>
